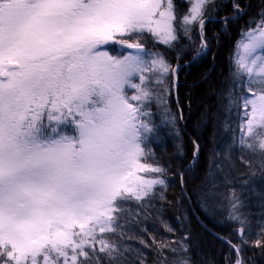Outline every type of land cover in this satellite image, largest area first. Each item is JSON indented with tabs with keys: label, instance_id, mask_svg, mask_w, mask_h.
I'll return each mask as SVG.
<instances>
[{
	"label": "snow or ice",
	"instance_id": "1",
	"mask_svg": "<svg viewBox=\"0 0 264 264\" xmlns=\"http://www.w3.org/2000/svg\"><path fill=\"white\" fill-rule=\"evenodd\" d=\"M210 3L190 0L182 26L202 31ZM176 19L173 0H0V264H92L97 243L118 264V246L97 233H115L124 201L165 184L136 173H164L141 162L152 132L142 108L145 74L170 65L145 60L133 34L171 46ZM109 43L135 54L110 55ZM232 75L224 111L243 113L242 148L264 154V13L238 44Z\"/></svg>",
	"mask_w": 264,
	"mask_h": 264
},
{
	"label": "trees",
	"instance_id": "2",
	"mask_svg": "<svg viewBox=\"0 0 264 264\" xmlns=\"http://www.w3.org/2000/svg\"><path fill=\"white\" fill-rule=\"evenodd\" d=\"M174 4L176 44L139 40L170 65L158 88L147 81L151 95L142 108L152 132L141 161L164 169L162 176L145 175L160 176L165 184L143 201H124L120 227L97 238L118 246V264H174L177 257L189 264H264V154L242 148L243 113L223 107L233 82L234 49L244 32L260 24L264 0H213L202 35L206 47L199 34L185 38L178 32L187 5ZM100 247L88 249L92 264H109Z\"/></svg>",
	"mask_w": 264,
	"mask_h": 264
},
{
	"label": "rangeland",
	"instance_id": "3",
	"mask_svg": "<svg viewBox=\"0 0 264 264\" xmlns=\"http://www.w3.org/2000/svg\"><path fill=\"white\" fill-rule=\"evenodd\" d=\"M181 1H183V2L187 5V6H186V7H187V9H186V13H185L184 15L189 14V11H190V0H181ZM212 2H213V0H211V3L208 4V5L206 6V8H205L204 16H203V19H204V26H205V24H206L207 21H210V20H211V18L208 17V14H209V10H210L211 7H212ZM173 3H174V0H173ZM174 11H176L175 4H174ZM175 13H176V12H175ZM174 26H175V22H174ZM184 27H187V28H188L187 33H185V31H184ZM256 28H257V27H255L254 29L252 28V29H250V30H248V31L255 30ZM203 30H204V27H203ZM203 30L201 31V29L199 28L198 22H194V23L191 24V25L182 26V20H181V22H180V27H179L178 32H180V33L183 35V37H185V38H190L191 36H194V35H196V34H199V36L201 37V42H202V43H201V47H202V45H205V41H203L204 38H203V36H202V35H203ZM248 31L244 32L243 35H242V37H241L240 39H238L239 41H238V43L236 44V47H235V49H234L233 59H232V60H233V62H232V63H233V70H234V60H235V56H236V53H237V46H238V44H239L240 42H242V41L245 40V33H247ZM133 36H138L139 40H142V39L145 40V38H148V39L151 38V39H153L155 42H157V43H159V44H162V45H165V46H169V45H167V44L162 43L157 37L153 36L152 34H150V33H148V32H144V33H142V34H133ZM126 39H132V37H126ZM174 42H176V41H173V42L171 43V45L176 44V43H174ZM109 47H114L115 52L112 53V52L110 51ZM102 50L107 51L110 55H114V56H123V55H127L129 52H132L133 54H135V53H134V50L126 49V48L122 47L121 45H119V44H115V43H109L108 45L103 46V49H102ZM144 51H145V53L147 54V55H145V57H144L145 60H147V61H151L152 59L156 58L157 55H159L158 53H155V52H149V51H146L145 49H144ZM241 53H242V49H241ZM159 56L163 57L162 54L159 55ZM163 59L165 60L164 57H163ZM165 61H166V60H165ZM166 63H167V62H166ZM145 75L148 77V79L145 81V85H146L147 81L151 78V79H153L154 82H155V85H154V86L158 88L160 85H162V84L167 80L168 76L170 75V70H169L167 73H163V72H161L160 70L157 69V70H154V71H150V72L146 73ZM135 82H136V83H139V80L137 79ZM145 85H144V86H145ZM126 91H127V93H128L129 96H132V95L137 94V93H136V90H135V89H132V88H127ZM133 103H136V102H133ZM145 105H146V101H144V103H143V106H145ZM61 128L64 130L65 134H66L68 131H71L72 128H73V130H74V127H73L71 124L61 125ZM71 135H73V134H71ZM74 135H75V134H74ZM141 162H142V161H141ZM145 174H146L145 171H140V172H137V173H136V176L143 177V178H146V179L150 178V177H146ZM156 186H157V185H156ZM156 186H155V187H156ZM155 187H154V188H155ZM98 233H99V232H98Z\"/></svg>",
	"mask_w": 264,
	"mask_h": 264
}]
</instances>
